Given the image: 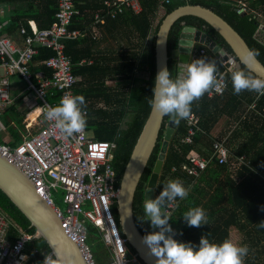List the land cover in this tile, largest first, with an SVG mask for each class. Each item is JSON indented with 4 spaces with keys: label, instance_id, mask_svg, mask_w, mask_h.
I'll use <instances>...</instances> for the list:
<instances>
[{
    "label": "trees",
    "instance_id": "obj_1",
    "mask_svg": "<svg viewBox=\"0 0 264 264\" xmlns=\"http://www.w3.org/2000/svg\"><path fill=\"white\" fill-rule=\"evenodd\" d=\"M72 1L74 3V0ZM57 2L58 0L48 1L46 10L40 15L41 19H39L38 11H35L37 15H30L37 21V29H48L56 22ZM140 2L142 9L139 13L126 9L115 17H124L123 19L130 26L129 57L124 56L114 63H98L96 60L89 63L91 59L89 43L91 44L94 40L90 33L84 38H78V35L62 40L64 53L70 58L71 72L76 78L72 93L73 95L81 94L85 98L82 109L87 112L85 117L89 137L96 141H110L116 144L111 166L115 172L117 188L124 167L151 109L148 100L152 94L151 89L155 78V37L161 21L167 14L185 4L211 9L238 32L251 51L258 53L255 57L264 65V31L261 29L264 23L260 20L261 16L264 21V0H141ZM75 8L77 11L80 10L76 6ZM80 11L68 25L67 28L70 31L82 30ZM159 14L161 15L155 23ZM43 15L45 18H42ZM99 15H105L102 19L105 24L114 21V19H108L110 17L106 15V10ZM23 19L25 18L20 14L14 16L13 26H18L19 32L21 28H24L27 35H32V28ZM22 21L24 23H21ZM100 21L99 19L98 23ZM20 23L22 25H19ZM184 26L205 32L220 48L237 60L223 38L204 20L195 16L182 17L172 25L167 38L169 52L176 48L179 34ZM150 33L151 39L147 44ZM20 36L23 40L24 36L21 34ZM34 47L37 53L31 60L30 70L32 82L36 84L40 79L51 78L52 70L43 62L55 53L37 44ZM202 48L205 49L204 54H200ZM200 57H204L206 61L215 60L216 74L225 79L227 89L221 96H209L204 92L192 102L191 113L198 117L199 128L191 136V142L186 141L189 128L185 120L181 119L179 123H176L155 188V198L159 196L169 179H179L188 189V195L183 199H176L177 205L169 215V224L174 233L184 242L191 241L198 244L201 235H206L211 242L220 243L224 239H230V231L234 228L242 236L241 244H247L249 248L243 264H264V226H261L264 224V179L262 177L264 176V94L248 90H242L238 94L233 92L231 81L233 71L243 69L258 77L245 65L240 64L239 68L230 71L229 65L221 61L219 53H212L203 45H196L190 61ZM168 70L172 71L173 76L176 75V61L169 59ZM116 82H124V85L119 87L115 84ZM49 93L51 95L48 101L58 103L61 91L51 88ZM13 107L14 105H11L1 115L3 117L0 116L11 138L3 139V133L0 132V145L11 148L22 142V134L25 131L24 124L21 123L24 115L20 116ZM7 115H12L11 119L15 128L5 122ZM170 120L172 119L169 116H164L158 141L134 196L133 216L143 236L154 230L150 223L143 219L144 190ZM220 122L224 124L221 125ZM215 139L224 140L231 152L227 163L220 164L218 157L211 155ZM191 151L197 152L209 161L207 167L199 171L198 176L189 175L185 170ZM236 157H244L246 163L238 165ZM53 193L54 200L60 193L63 203L62 191L54 190ZM167 204V200L162 203V212ZM195 206L202 207L207 215V223L199 227L188 226L181 217L184 211ZM111 212L119 234L125 238L119 225L116 200L111 206ZM0 217L9 223L7 238L10 242L18 239L22 233L35 234L28 220L1 191ZM87 243L97 264L112 262L110 253L105 250L100 241L98 230L91 224H87ZM126 245L129 253L136 256L134 249L127 241ZM33 251L36 252L33 253ZM25 252L32 255L35 264H41L50 250L43 239L34 238L26 244ZM137 261L139 264H144L138 257Z\"/></svg>",
    "mask_w": 264,
    "mask_h": 264
},
{
    "label": "built area",
    "instance_id": "obj_2",
    "mask_svg": "<svg viewBox=\"0 0 264 264\" xmlns=\"http://www.w3.org/2000/svg\"><path fill=\"white\" fill-rule=\"evenodd\" d=\"M140 1L105 0L103 3L106 15L115 18L126 9L139 13L142 9ZM78 14L72 0H58L56 22L43 30L31 26L32 35H27L25 29L21 28L20 34L24 36L22 45H17L1 32L4 24L0 22V115L14 103L9 82L13 76H19L26 83V89L34 93L37 99L35 109H39L36 118L37 129L32 132L31 127L26 124L22 142L14 148L0 145V155L30 178L37 194L54 209L65 233L79 248L85 264H97L87 243V224L98 230L103 247L111 255L110 264H136L137 257L129 253L126 239L119 234L111 212L117 195V180L111 166L116 144L93 140L89 137L86 126L71 137L65 136L55 127L54 121L44 115L46 106L57 104L48 101L51 88L60 90V97L73 95L72 87L76 78L71 72V61L64 53L62 40L80 35L77 30L70 31L67 28L72 18ZM104 16L95 15V22L99 19L102 21ZM35 44L49 48L55 53L43 62L52 70L51 78L40 79L36 84L32 82L30 70L31 60L37 53ZM204 53L205 49H200V54ZM215 80V84L205 91L209 96H221L227 89L223 77L216 74ZM82 111L86 116V110ZM184 120L189 128L186 141L191 142V136L198 131L199 119L191 113L190 117ZM212 147L211 155H216L220 164L229 161L231 152L224 140L215 139ZM236 160L238 165L246 163L244 157H236ZM208 162L202 155L191 151L185 170L189 175L198 176L199 171L204 170ZM262 177L264 179V176ZM54 190L63 193V209L54 201ZM176 205L177 200L168 202L162 214L170 215ZM8 224L0 217V264H35L32 255L25 252V246L37 238L36 234L22 233L14 242H10L7 238ZM21 256L27 258L21 260Z\"/></svg>",
    "mask_w": 264,
    "mask_h": 264
},
{
    "label": "water",
    "instance_id": "obj_3",
    "mask_svg": "<svg viewBox=\"0 0 264 264\" xmlns=\"http://www.w3.org/2000/svg\"><path fill=\"white\" fill-rule=\"evenodd\" d=\"M185 16H195L209 24L223 38L236 57L237 60L230 56V62L237 63L238 67L242 64L240 57L250 51V48L238 32L211 9L200 5L185 4L167 14L158 27L154 47L155 75L162 68L168 69L169 59L176 61V69H179L183 62H190L196 45H203L212 53H219L223 59L229 56L205 32L188 26L182 28L176 48L169 52L167 47L169 31L178 19ZM246 67L258 77H264V65L255 56L253 62ZM163 121L164 116L151 108L124 167L115 199L121 231L127 243L134 249L136 257L144 264H156V257L151 254L143 242L144 236L135 223L133 201L138 183L158 141ZM175 127L176 122L170 120L161 139L157 160L144 190V199H155V188ZM0 191L28 220L30 227L35 230L36 237L44 240L50 253L59 249L62 252L64 264H85L79 248L65 233L62 222L54 209L37 194L30 178L1 155ZM166 235H172L177 241L184 242L174 231L166 232Z\"/></svg>",
    "mask_w": 264,
    "mask_h": 264
},
{
    "label": "clouds",
    "instance_id": "obj_4",
    "mask_svg": "<svg viewBox=\"0 0 264 264\" xmlns=\"http://www.w3.org/2000/svg\"><path fill=\"white\" fill-rule=\"evenodd\" d=\"M257 54L250 50L240 57V62L248 66ZM216 73L215 60L206 61L204 57L183 62L175 76L166 67L162 68L155 75L148 104L161 116L167 115L179 123L181 119L190 117L192 102L215 84ZM231 81L236 94L242 90L264 94V77H255L241 69L231 73ZM84 104L83 95L66 94L60 97L56 105L46 106L44 115L54 121L55 127L65 136L71 137L86 126V117L82 111ZM187 195L188 189L179 179H169L159 196L151 200L144 199L143 219L154 230L144 235L143 242L156 257V264H243L249 251L247 244L238 245L231 239L215 243L206 235H201L198 244H194L191 241L179 242L172 235H166V232H172L173 229L169 224V215L162 214V203L165 200L174 202ZM181 217L188 226L199 227L207 223L206 212L200 206L188 208ZM26 258L21 256V260ZM42 264H64L62 252L56 249L54 253L46 254Z\"/></svg>",
    "mask_w": 264,
    "mask_h": 264
},
{
    "label": "crops",
    "instance_id": "obj_5",
    "mask_svg": "<svg viewBox=\"0 0 264 264\" xmlns=\"http://www.w3.org/2000/svg\"><path fill=\"white\" fill-rule=\"evenodd\" d=\"M48 1L50 2V0H0V21L5 23L1 32L10 37L17 45H21L20 42L22 39L20 32L18 31V26H13L12 23L14 16L20 14L23 16V18H25L23 20L27 21L29 27L34 26L35 28H38L37 21L30 17V15L35 16V14L37 15L36 12L38 11L39 19H41L40 15L46 10V6L49 4ZM103 1L104 0H74L75 6L81 10L79 11L80 14H82L80 16V25L82 26V30L75 29L80 33L78 38H84L85 35L87 36L90 33L94 39L91 44L89 43L91 56L89 63H92L93 60H96L98 63H114L116 60H120V58H123L124 56L129 57L128 55L130 53L131 30L128 22L123 19L124 17H110L108 19H114V21L109 24H105L104 20L100 21V23L95 22V15L101 13L103 14V12L106 10ZM243 6L245 5L243 4ZM160 15L161 14H159V16L156 18L155 23L158 21ZM42 18H45V15H43ZM260 20L264 23L261 16ZM21 23H24V21ZM21 23L19 25H22ZM42 24L44 23L42 22ZM261 29L264 31V24H262ZM150 37L151 33L147 38V44H149L148 41H150ZM221 61L225 64H228L231 71L239 68L237 63L234 64L230 62L229 56L225 57V59H223V56H221ZM0 74H2L1 70ZM107 82L109 83V81ZM115 84H117L119 87H122L124 82H116ZM10 94L14 98L13 105L16 108L17 113H20V116L24 115L22 122L24 127L26 124H28L29 127H31V131L33 132L38 127L36 125L37 115L34 120L29 119V114L35 110V104L37 103L34 93L27 90L26 86L24 89L19 90L18 86L13 87L10 82ZM1 115H3V113ZM11 116L12 115L5 116L4 120L9 124V126L15 128V124L13 123ZM1 117L0 132L3 133V139L10 140L11 138L6 131V127L2 124L4 121H1Z\"/></svg>",
    "mask_w": 264,
    "mask_h": 264
},
{
    "label": "rangeland",
    "instance_id": "obj_6",
    "mask_svg": "<svg viewBox=\"0 0 264 264\" xmlns=\"http://www.w3.org/2000/svg\"><path fill=\"white\" fill-rule=\"evenodd\" d=\"M229 68V67H228ZM229 70L231 71V69L229 68ZM235 70V69H234ZM10 82H11V84H12V86L13 87H15V86H18L19 87V90H21V89H24L25 88V86H26V84L19 78V77H17V76H14V77H11L10 78ZM22 117H23V115H22ZM22 122H23V119L21 120ZM21 122V123H22ZM220 124H221V122H220ZM222 124H224V122L222 123ZM221 124V125H222ZM218 130H219V128H218ZM55 203L61 208V209H63L64 208V205H63V203H62V196L60 195V193H58V195H57V197H55ZM241 238H242V236H241V234L236 230V229H234V228H232L231 229V231H230V239L234 242V243H236V244H241V242H242V240H241ZM130 264V263H129ZM132 264V263H131Z\"/></svg>",
    "mask_w": 264,
    "mask_h": 264
},
{
    "label": "bare ground",
    "instance_id": "obj_7",
    "mask_svg": "<svg viewBox=\"0 0 264 264\" xmlns=\"http://www.w3.org/2000/svg\"><path fill=\"white\" fill-rule=\"evenodd\" d=\"M38 112H39V109H35V110H33L32 112H30V114H29V119L34 120L35 117H36V115L38 114Z\"/></svg>",
    "mask_w": 264,
    "mask_h": 264
}]
</instances>
